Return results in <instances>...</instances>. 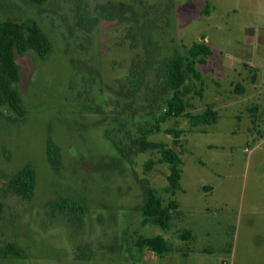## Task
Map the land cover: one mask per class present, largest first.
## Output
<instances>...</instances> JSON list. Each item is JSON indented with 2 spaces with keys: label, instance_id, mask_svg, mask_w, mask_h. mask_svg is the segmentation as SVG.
<instances>
[{
  "label": "rangeland",
  "instance_id": "rangeland-1",
  "mask_svg": "<svg viewBox=\"0 0 264 264\" xmlns=\"http://www.w3.org/2000/svg\"><path fill=\"white\" fill-rule=\"evenodd\" d=\"M131 2L0 0V26L35 24L51 46L45 59L15 55L21 109L0 107V252L12 244L23 253L0 255V264H264V0H208V15L204 0L134 6L168 10V25L155 33L162 56L185 54L199 41L211 50L196 66L203 84L185 83L192 93L182 115L147 137L179 153L173 195L164 191L169 169L156 150L125 160L104 135L120 109L112 102H124L115 95L118 81L143 51L139 42L131 47L128 23L103 19L98 8ZM79 12L95 20L88 32ZM205 112L216 114L214 123H205ZM117 118L134 136L143 123L139 115ZM169 129L181 132L177 143ZM48 141L57 147L56 165ZM148 160L155 165L145 173ZM25 166L35 172L30 200L7 189ZM143 180L168 210L165 231L141 225ZM64 204L83 213L73 216ZM156 235L170 253L143 261L135 243Z\"/></svg>",
  "mask_w": 264,
  "mask_h": 264
},
{
  "label": "trees",
  "instance_id": "trees-1",
  "mask_svg": "<svg viewBox=\"0 0 264 264\" xmlns=\"http://www.w3.org/2000/svg\"><path fill=\"white\" fill-rule=\"evenodd\" d=\"M82 1V0H81ZM132 4L120 3L111 5L108 8L99 7V16L109 21L118 23H128L126 32L130 40L131 47H137L138 42L142 47V56L134 59L127 75L118 81L119 88L115 90V95L124 102L121 105L119 100L111 105L119 106L116 112L115 122L112 127L105 129V137L111 147L120 158L130 160L131 156L144 153L148 150H156L160 158L158 163L168 165L169 174L167 176L166 193L171 195L180 190L181 179V159L175 149L160 142H151L147 137L154 132L160 131L159 124L164 123L170 117H179L183 113L184 97L192 93V89L185 86L190 80L199 81L202 85L201 75L197 71V64L205 61L211 55L209 46L204 41L192 43L185 49V54L176 51L168 56H162V46L155 40V33L168 25V10H135V4L144 6V0H131ZM205 1L203 14L208 15L210 4ZM89 15L84 12L78 13L79 22L86 20L84 29L86 32L94 25L93 19L87 20ZM96 19V18H95ZM29 51L34 52L40 59H45L51 52L49 40L42 34L35 24L17 26L11 23H4L0 26V107L8 106L12 111H19L21 97L15 89L19 80V70L15 63V55H23ZM120 115L138 116L142 118V124L136 128L137 135L134 136L126 128V124L118 120ZM208 116L211 118L208 119ZM154 123L150 124V120ZM205 123H214L216 114L205 112L202 115ZM102 124V122H100ZM119 127L114 130L115 126ZM119 131H124V140L119 138ZM173 137V143H177L181 132L169 129L166 132ZM46 154L52 165L58 163L57 147L51 142H47ZM155 165L153 160H148L144 164V172L148 173ZM143 200L138 208L141 214V225H156L165 231L169 226L168 210L161 204L157 192L150 187L146 180L142 182ZM35 188V172L30 166H25L7 184V189L14 194L30 200ZM67 204L60 206L63 211L72 213L73 216L81 215L83 209L80 206L75 208L67 207ZM140 250L147 248L156 255L169 252V247L165 239L159 235L140 238L135 243ZM3 257H22L20 249L12 244L7 245L1 252Z\"/></svg>",
  "mask_w": 264,
  "mask_h": 264
},
{
  "label": "crops",
  "instance_id": "crops-1",
  "mask_svg": "<svg viewBox=\"0 0 264 264\" xmlns=\"http://www.w3.org/2000/svg\"><path fill=\"white\" fill-rule=\"evenodd\" d=\"M159 236H160V235H159ZM161 237H162V236H161ZM164 239H165V241H167L166 238H164ZM145 249H147V248H144V249H142L141 251H140V249H139V252H142V253L139 255V257H140V259H143V261H145L146 259H150L151 261L155 262V261L157 260V257H162L163 255L170 253V249H169V252H167V253H165V254H162V255H156L155 253H153V252L150 251L149 249H148L147 252H145ZM230 253H231V251H230Z\"/></svg>",
  "mask_w": 264,
  "mask_h": 264
}]
</instances>
